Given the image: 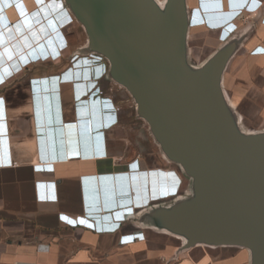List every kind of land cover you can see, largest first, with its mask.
<instances>
[{
	"label": "crops",
	"instance_id": "crops-1",
	"mask_svg": "<svg viewBox=\"0 0 264 264\" xmlns=\"http://www.w3.org/2000/svg\"><path fill=\"white\" fill-rule=\"evenodd\" d=\"M154 1L162 5L166 0ZM184 2L188 61L193 39L212 46L205 63L232 46L220 80L223 98L241 133L264 134V0ZM72 20L82 27L64 0H0V264H251V253L243 247H187L184 237L153 216L188 199L192 180L163 154L134 108L132 114V103L116 105L117 125L102 132L93 126L82 138L88 152L96 149L94 137L105 135L101 148L107 157H79L81 122L74 117V102L78 119L84 117L81 101H96L103 112L105 105L83 96L89 91L85 76L95 65L86 63L82 47L61 65L67 41L59 31ZM42 85L50 89L43 91ZM96 113L104 119L99 108ZM47 116L56 132L51 151L42 149ZM37 141L43 158L65 153L68 158L42 165ZM127 172L133 173L131 185L122 183L118 203L126 201L127 189L131 203L105 214L120 227L96 232L97 224L113 223L92 210L90 184Z\"/></svg>",
	"mask_w": 264,
	"mask_h": 264
},
{
	"label": "water",
	"instance_id": "water-1",
	"mask_svg": "<svg viewBox=\"0 0 264 264\" xmlns=\"http://www.w3.org/2000/svg\"><path fill=\"white\" fill-rule=\"evenodd\" d=\"M64 1L86 32L88 50L106 60L108 81L129 95L135 118L147 124L163 154L192 180L188 199L153 216L184 237L187 247H243L251 253V264H264V134L241 133L223 98L220 80L232 46L200 67L189 64L184 0L162 5L154 0ZM41 98L47 104V95ZM80 104L84 117L77 141L82 147V138L103 117L93 115L97 108L102 114L96 101ZM43 121L42 149L51 151L56 132L48 127V116ZM101 139L106 142L105 135L94 142ZM132 175L93 181L92 210L108 214L124 193L122 183L130 188Z\"/></svg>",
	"mask_w": 264,
	"mask_h": 264
},
{
	"label": "rangeland",
	"instance_id": "rangeland-1",
	"mask_svg": "<svg viewBox=\"0 0 264 264\" xmlns=\"http://www.w3.org/2000/svg\"><path fill=\"white\" fill-rule=\"evenodd\" d=\"M55 33H58V30H55ZM59 33L63 34L66 37V41H67V49L64 52L65 58L62 61L61 64L62 66L66 64V58L69 55V53L80 47H82L84 51L83 56L85 57H88L90 53L101 55L100 53L88 50V48L84 49V46L88 45V38L83 26L80 27L75 21L72 20L70 23L63 26L62 29L59 31ZM64 44L65 42L60 43L61 46H63ZM211 47L212 46L205 43V39H193L191 45V59L189 60V64H191L194 67H200L204 63L205 56L210 51ZM88 58H90V56ZM74 62L73 63L71 62L72 65H74ZM86 63L91 64V62H86ZM82 64H85V62H82ZM23 79L20 78L18 82L20 83L23 82ZM102 89L104 91V94L110 97L111 99H113L116 105H118V103L120 102L122 103L128 102V104L132 103L131 98L125 91H123L122 89H120L119 87L108 81L103 83ZM133 108L134 107H132L131 109L132 114H133Z\"/></svg>",
	"mask_w": 264,
	"mask_h": 264
},
{
	"label": "clouds",
	"instance_id": "clouds-1",
	"mask_svg": "<svg viewBox=\"0 0 264 264\" xmlns=\"http://www.w3.org/2000/svg\"><path fill=\"white\" fill-rule=\"evenodd\" d=\"M89 56H90V58H88ZM89 56L85 57V58H88L93 66L95 65L94 66L95 69L94 70L91 69L90 73L87 76H85L86 80H88L87 81V86H89V91L87 93H85L83 96H87L88 99H93V98L96 99V100L100 99L103 103L104 102H108L110 104L109 112L112 113L113 115H115L116 118H117V121H118V111L119 110L117 109L114 100L111 99L110 97H108L107 95H105L104 91L102 89L103 83L108 81V79H107V72H108L107 63H106L105 59L101 55H98V54H95V53H90ZM34 83H32V84H34ZM75 83L76 82H74L73 84H75ZM35 86L36 85L34 84V86L31 89L33 92L36 91L37 87H35ZM74 98H77L76 94H74ZM76 104H77V102H74V117L76 119V122H79V121L81 122V120L78 119L80 117V115L78 113V108H77ZM103 114L104 115L107 114L106 110L104 112L102 111V115ZM97 115L99 117V113H97ZM100 120L101 119H99L98 121H100ZM35 121H37V120L35 119ZM103 121H104V119H103ZM35 127H36L35 130L38 133L39 129L37 128L36 125H35ZM78 127H79V125H78ZM95 127H96V129L101 128V130H98V132H102L103 130L107 131L106 129L108 128L105 125H103V126L101 125V127L95 125L94 128ZM60 130L63 133L62 126L60 127ZM38 137L39 136L37 135V138ZM62 139H63V143H64L65 142L64 141V135H63ZM102 143H104V142L101 139V144ZM37 154H38V157H39V162L42 165H49V164H52V163H57V162H60L62 160H66L68 158V153L63 154V155H65L66 159H59V158H47V159H45V158H43L42 157V152H41V149H40V144H38V141H37ZM105 154H106V157H107L106 151H105ZM79 157L81 159H83V160H91V159L98 158L94 153L92 155L85 154V152L83 151L81 146H79Z\"/></svg>",
	"mask_w": 264,
	"mask_h": 264
},
{
	"label": "built area",
	"instance_id": "built-area-1",
	"mask_svg": "<svg viewBox=\"0 0 264 264\" xmlns=\"http://www.w3.org/2000/svg\"><path fill=\"white\" fill-rule=\"evenodd\" d=\"M104 105H105L104 109L107 112V114L105 115V118H104L105 126L108 127V126H111V125H117L118 124V121H117L116 116L109 112V110H110V104L108 102H104ZM95 125L101 127L102 124H100V122L98 121L97 124H95ZM98 137L101 138V135L100 136L98 135ZM98 143H97L96 149L94 151H88V152H85V154L92 155L94 153L98 158H106L105 151H104V149L101 148V141L100 142L98 141ZM49 158L66 159L65 158V155H63V154H60L58 156H50ZM45 159H47V158H45ZM86 181H87L86 178L83 179V182H86ZM126 195H127L126 201H121V202H119L117 204L114 203L112 205V207L109 209V211L110 210H114L117 207H124V206L130 204L131 203V200L129 198V196H130L129 189H127ZM109 213L106 214V215L110 216ZM106 215H104L103 218H108L110 221H112V219L110 217L106 216ZM86 216L87 217H93V218L95 217V216H92L91 214H86ZM112 223H113V226H99L97 224L96 227H95V231L96 232H103V233H105V232H114V231L117 230L118 227H120V223L119 222H113V221H112Z\"/></svg>",
	"mask_w": 264,
	"mask_h": 264
}]
</instances>
